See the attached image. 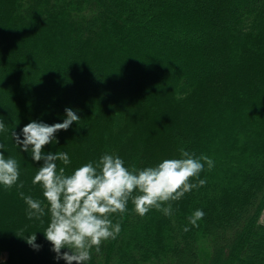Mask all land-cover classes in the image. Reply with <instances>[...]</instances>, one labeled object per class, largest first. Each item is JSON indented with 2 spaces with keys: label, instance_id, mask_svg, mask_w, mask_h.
<instances>
[{
  "label": "trees",
  "instance_id": "obj_1",
  "mask_svg": "<svg viewBox=\"0 0 264 264\" xmlns=\"http://www.w3.org/2000/svg\"><path fill=\"white\" fill-rule=\"evenodd\" d=\"M66 107L80 120L44 147L68 154L66 174L105 153L129 170L180 149L214 161L171 216L129 200L88 264H264V0H0V152L25 167L23 188L0 185V264H66L43 234L46 202L28 219L19 194L44 201L42 162L11 135L62 123ZM35 233L39 250L23 239Z\"/></svg>",
  "mask_w": 264,
  "mask_h": 264
},
{
  "label": "clouds",
  "instance_id": "obj_2",
  "mask_svg": "<svg viewBox=\"0 0 264 264\" xmlns=\"http://www.w3.org/2000/svg\"><path fill=\"white\" fill-rule=\"evenodd\" d=\"M65 117L62 123L53 125L33 120L20 133L15 130L11 133L22 152L30 151L34 162H42L32 183L40 185L44 201L25 196L23 192L19 194L27 205L28 219L44 217L46 202L49 223L43 234L52 245L51 251L56 254L57 261L88 264L93 249L98 253L103 241L115 239L121 232L120 223H113L110 217L123 214L129 200L141 217L151 209L161 211L166 217L173 215L171 202L179 201L186 193L205 184L204 180L190 183L192 178L199 176L205 164L209 170L214 167V161L208 156L196 157L194 153L180 149L181 158L164 159L154 167L131 170L118 155L105 153L97 162H89L66 174L64 167L58 169L57 162L70 164L68 154L44 152L46 145L59 142L56 133L67 131L80 120L68 107ZM5 131V124L0 121V132ZM4 148L5 145L0 143V149ZM19 175L18 162L11 157L5 158L0 152V185L11 189L17 185ZM17 187L23 188V183ZM204 215L203 210L197 209L187 218L188 223L198 227V221ZM189 230L188 226L183 229L184 232ZM23 239L34 250L42 247L36 243V233ZM62 249L67 251L62 252Z\"/></svg>",
  "mask_w": 264,
  "mask_h": 264
},
{
  "label": "rangeland",
  "instance_id": "obj_3",
  "mask_svg": "<svg viewBox=\"0 0 264 264\" xmlns=\"http://www.w3.org/2000/svg\"><path fill=\"white\" fill-rule=\"evenodd\" d=\"M71 86V88L74 86V84H72V85H70ZM214 132H216V130L214 131ZM210 136H211V134H210ZM213 136V135H212ZM214 138H216L215 140H218V137L217 136H214ZM10 156H7L6 158H9ZM226 166H230V167H233V164L232 163H227L226 164ZM24 169H25V167L24 166H19V172H20V175H19V178L22 176V174H23V172L22 171H24ZM222 171V168H220V172ZM19 180V179H18ZM15 258V257H14ZM19 258L21 259V260H24V258L22 257V256H18V260H19ZM11 258H10V253L9 252H6L5 254H3V256L2 255H0V260L1 261H3V262H8L9 260H10ZM2 264H4V263H2Z\"/></svg>",
  "mask_w": 264,
  "mask_h": 264
}]
</instances>
